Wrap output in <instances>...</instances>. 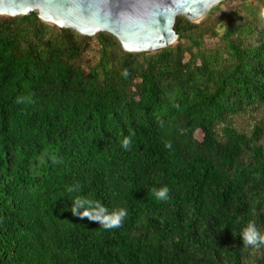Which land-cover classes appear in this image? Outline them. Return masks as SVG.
<instances>
[{
  "label": "trees",
  "instance_id": "obj_1",
  "mask_svg": "<svg viewBox=\"0 0 264 264\" xmlns=\"http://www.w3.org/2000/svg\"><path fill=\"white\" fill-rule=\"evenodd\" d=\"M217 8L148 52L0 15V264H264V22Z\"/></svg>",
  "mask_w": 264,
  "mask_h": 264
},
{
  "label": "water",
  "instance_id": "obj_2",
  "mask_svg": "<svg viewBox=\"0 0 264 264\" xmlns=\"http://www.w3.org/2000/svg\"><path fill=\"white\" fill-rule=\"evenodd\" d=\"M223 0H0V15L33 12L47 24L82 35L108 32L124 51L148 52L177 42L176 17L200 21Z\"/></svg>",
  "mask_w": 264,
  "mask_h": 264
},
{
  "label": "clouds",
  "instance_id": "obj_3",
  "mask_svg": "<svg viewBox=\"0 0 264 264\" xmlns=\"http://www.w3.org/2000/svg\"><path fill=\"white\" fill-rule=\"evenodd\" d=\"M126 74L127 73H125V75ZM17 102L23 103L24 100L23 98H18ZM129 144H130V140L128 138H125L122 141V145L125 148H127ZM165 147L171 149L172 145L171 143H166ZM153 194L157 200L166 201L167 199H169V188L165 185L159 189H153ZM74 203L76 209H80L85 205V202L82 199H77L74 201ZM101 208L102 210L99 212V214H94L89 218L93 219L94 222L101 224L106 230H111L121 227L124 219L128 214L127 209L124 207L116 208L113 210L103 208V206H101ZM77 214L78 212L74 210L73 215H77ZM239 236L242 239V243L247 247L257 248V249L264 247V233H262L258 229L255 221L250 222L245 228H243Z\"/></svg>",
  "mask_w": 264,
  "mask_h": 264
},
{
  "label": "rangeland",
  "instance_id": "obj_4",
  "mask_svg": "<svg viewBox=\"0 0 264 264\" xmlns=\"http://www.w3.org/2000/svg\"><path fill=\"white\" fill-rule=\"evenodd\" d=\"M214 7H218V8L209 17V22H216L222 11L231 12V11L236 10V11H241L242 13H246V9H248V8L257 10L259 13L260 19H263V22H264V0H223L220 4H218ZM209 12L198 22L205 24L206 21H204L203 19H206ZM259 17H258V20H260ZM219 30H221V29H219ZM206 42L208 43L207 46H209V45L213 46V44H211V43H213L214 40L207 38ZM88 55H89V57H95L96 56V46H95L94 42H93V47H92L91 51L88 53ZM197 136H200V132H197ZM262 142L264 144V134L262 137Z\"/></svg>",
  "mask_w": 264,
  "mask_h": 264
}]
</instances>
